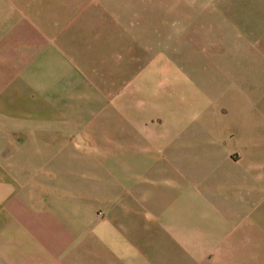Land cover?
Wrapping results in <instances>:
<instances>
[{
	"label": "rangeland",
	"instance_id": "1",
	"mask_svg": "<svg viewBox=\"0 0 264 264\" xmlns=\"http://www.w3.org/2000/svg\"><path fill=\"white\" fill-rule=\"evenodd\" d=\"M84 8L86 15L79 25L70 24L66 33L69 41L83 44L80 63L68 54L71 73L80 76V87L64 97L67 108L78 113L59 115L80 120L85 127L69 128V145L52 134V140H43L34 153L49 154L53 149L70 160L64 169L68 174L99 173L96 185L128 186L135 224L146 221L148 211L152 216L145 253L151 264H190L188 251L209 241L208 233L220 237L222 227H228L219 220H202L197 212L199 222L192 223L193 228L185 221L187 217L175 206V186L182 176L177 164L184 171L196 169L203 183L221 182L222 190H210L204 199L217 216L238 220L245 209L262 211L257 230L264 236V187L249 188L246 170L252 164L233 166L241 178L235 183L226 171L232 167L221 156L229 146L252 142L264 165V0H86L85 7L81 4ZM157 42L166 46L147 48ZM54 74L58 75L57 68ZM53 78L52 70L51 78L41 80ZM45 88L38 87L41 95L17 98L15 103L23 110L37 111L18 116L43 123L49 120L43 111L49 101ZM142 123L160 132L168 144L165 152L151 146L146 167L143 152L150 149L143 150ZM130 125L134 138L132 129L126 128ZM194 125L214 132L222 126L227 133L214 141L203 139L192 150ZM257 127L262 137L255 134ZM251 136L253 141L248 140ZM195 152L197 163L191 154ZM213 155L219 160H212ZM157 202L159 210L154 206ZM173 232L179 240L167 234ZM221 240L215 239L219 251L225 244L238 242ZM136 242L141 247V241Z\"/></svg>",
	"mask_w": 264,
	"mask_h": 264
},
{
	"label": "crops",
	"instance_id": "2",
	"mask_svg": "<svg viewBox=\"0 0 264 264\" xmlns=\"http://www.w3.org/2000/svg\"><path fill=\"white\" fill-rule=\"evenodd\" d=\"M81 4L85 7L86 0H0V264H151L145 253L149 251L152 216L148 211L147 220L135 224L128 186L119 189L113 185H96L99 173L68 174L64 169L70 160L64 154L53 153V149L49 154L34 153L43 140H52V134L65 138L63 144L69 145V128L85 127L80 120L71 121L68 115H59L78 113V109L67 108L64 97L69 98L80 87V76L71 73L68 54L80 63L83 44L69 41L66 33L70 24L78 26L86 15ZM147 46L164 48L166 44L157 42ZM55 68L58 75L54 74ZM52 70L51 81L41 80L51 78ZM38 87H46L49 98L43 110L49 120L44 123L18 116L37 111L23 110L15 103L17 98L41 95ZM195 125L191 130L192 150H197L203 139L214 141L213 138H223L227 133L222 126L214 132L212 128L203 130ZM126 128L132 129L130 134L134 138L135 129L131 125ZM141 128L143 150L150 149L143 152L146 157L153 144L166 151L168 144L160 132L145 123ZM255 134L262 137V129L257 127ZM248 140L253 141L252 136ZM248 146H229L221 156L232 167L226 171L235 177V183L241 178L234 167L245 162L252 164L246 170L252 185L249 188L257 190L264 187V165L258 161L254 144L248 142ZM238 153L239 157H233ZM191 154L197 163L198 154ZM213 157L212 160H219ZM173 158H176L174 153ZM177 158L183 160L179 155ZM147 160L148 157L144 166ZM177 165L182 176L175 186V206L181 208L187 217L185 221L193 228L192 223L199 222L195 212L202 220L222 221L228 227H222L221 241H238L223 245L219 251L215 242L219 235L208 233L209 241L195 243V248L188 251L187 255L192 257L190 264H264V236L257 230L262 211L245 209L238 220L217 216L204 204V199L211 194L210 190H222L221 182L203 183L196 169L184 171ZM188 180H192L190 185ZM155 205L159 210L161 203ZM234 222L238 225L233 227L230 224ZM249 223L253 226L246 227ZM167 234L174 240L180 239L174 232ZM139 240L141 247L136 242Z\"/></svg>",
	"mask_w": 264,
	"mask_h": 264
}]
</instances>
